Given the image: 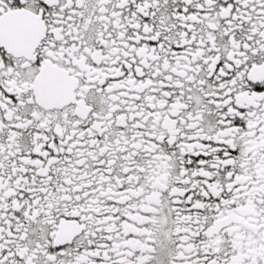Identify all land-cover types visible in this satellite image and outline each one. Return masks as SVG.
<instances>
[{"label":"flooded vegetation","instance_id":"af4514ba","mask_svg":"<svg viewBox=\"0 0 264 264\" xmlns=\"http://www.w3.org/2000/svg\"><path fill=\"white\" fill-rule=\"evenodd\" d=\"M0 264H264V0H0Z\"/></svg>","mask_w":264,"mask_h":264}]
</instances>
